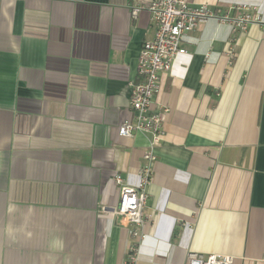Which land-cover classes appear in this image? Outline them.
I'll use <instances>...</instances> for the list:
<instances>
[{"label":"crops","instance_id":"crops-1","mask_svg":"<svg viewBox=\"0 0 264 264\" xmlns=\"http://www.w3.org/2000/svg\"><path fill=\"white\" fill-rule=\"evenodd\" d=\"M133 0H0V264H185L188 253L264 264V0H188L208 19L182 43L154 102L142 237L114 215L149 137L118 136L154 28ZM146 3L150 0H144Z\"/></svg>","mask_w":264,"mask_h":264},{"label":"built area","instance_id":"built-area-1","mask_svg":"<svg viewBox=\"0 0 264 264\" xmlns=\"http://www.w3.org/2000/svg\"><path fill=\"white\" fill-rule=\"evenodd\" d=\"M142 11H147L154 32L151 39L145 40L140 46L137 60L138 82H130L129 110L130 118L118 127L120 137L131 138L135 134L149 137L148 146L144 151L145 165L139 169V184L135 188L124 184L120 176L114 177L119 187L118 202L112 213L123 217L130 226L131 238L142 237L146 224L145 206L147 201L146 188L151 182L152 165L155 161L154 150L164 135L163 121L167 110L156 104L154 99L160 88V79L170 72L174 59L184 54L182 47L184 38L193 33L198 26L208 19H217L231 26L233 32L244 33L249 24L260 22L251 15L247 7H243L236 17L214 15L206 6L193 7L188 0H133L130 15L134 20ZM263 27H264V23ZM136 260V244H132L123 264H134ZM185 264H233V258L217 254L188 253Z\"/></svg>","mask_w":264,"mask_h":264}]
</instances>
